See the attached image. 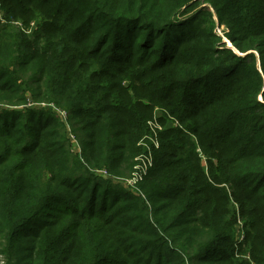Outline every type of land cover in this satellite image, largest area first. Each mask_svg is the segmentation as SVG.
<instances>
[{
  "label": "trees",
  "instance_id": "obj_1",
  "mask_svg": "<svg viewBox=\"0 0 264 264\" xmlns=\"http://www.w3.org/2000/svg\"><path fill=\"white\" fill-rule=\"evenodd\" d=\"M0 2V264H264V0Z\"/></svg>",
  "mask_w": 264,
  "mask_h": 264
},
{
  "label": "rangeland",
  "instance_id": "obj_2",
  "mask_svg": "<svg viewBox=\"0 0 264 264\" xmlns=\"http://www.w3.org/2000/svg\"><path fill=\"white\" fill-rule=\"evenodd\" d=\"M212 13H213V18H214V21H215V27H214V32L221 37V39L223 40V44L226 45V48L227 49H234V46L231 45L230 43V39L228 37V27L226 25H220L219 23V20H218V16L216 14V12L214 10H211ZM0 20L5 22L4 21V16H3V13L2 11H0ZM20 23V22H19ZM39 23H42V19L40 18H37L36 20V23L35 24H31L29 26V28H26L24 26H22V28L25 30V31H30L33 32L35 30H37L38 28V24ZM21 25V24H20ZM1 79V77H0ZM5 78L2 79V81L4 80ZM5 106V108H8V110H15V109H20V110H25L26 108H31L33 109L34 107L36 108H44V109H48V105L46 104H34L33 102H31L30 104L26 105V106H20V107H12V106H8V105H5V104H0V107H3ZM159 109L160 108H156L154 111V117L157 119H159V117H161V114L159 113ZM57 113L59 114L60 118L62 120H65V114H63L62 112L60 111H57ZM157 125H160L162 128H159L160 130H157L156 131V127ZM177 124L171 119V120H168L165 125L162 124V123H158L157 121H155V124H154V127L152 126V129L154 131V144L156 145V149L159 148L160 146V142H161V132L167 130V129H172L173 127H175ZM70 139H71V148H72V151L76 152V153H80L81 152V149H80V146L78 145L77 141L75 140V138H73V136H70ZM142 161V162H141ZM141 164L139 165V169L138 171H140L141 173H144L145 171L147 172V174L149 173V170L151 169L152 165L150 164L151 162V159L149 157V159H145L144 161L143 160H140ZM147 168V170H146ZM98 174L101 176L102 179L104 180H107V176H105L106 174L102 171L98 172ZM114 185H120L121 187H123V191H125L124 193H127V192H131V193H134V188H136V186H139L138 182H134L133 180H125V179H117L116 181H114ZM119 187V186H118ZM234 239L235 241L238 242V244H241L243 241H244V237H245V232L243 230V224L242 225H238L236 227V230L234 231Z\"/></svg>",
  "mask_w": 264,
  "mask_h": 264
},
{
  "label": "built area",
  "instance_id": "obj_3",
  "mask_svg": "<svg viewBox=\"0 0 264 264\" xmlns=\"http://www.w3.org/2000/svg\"><path fill=\"white\" fill-rule=\"evenodd\" d=\"M0 8H1V2H0ZM33 24H35V23H33ZM146 170H147V168H146ZM146 175H147L146 171L144 173H141L140 171H138L134 174L133 179H131V180H133L136 183V182L141 181Z\"/></svg>",
  "mask_w": 264,
  "mask_h": 264
}]
</instances>
